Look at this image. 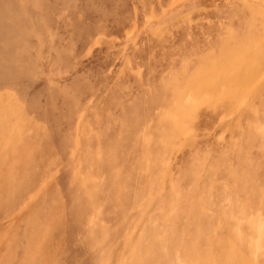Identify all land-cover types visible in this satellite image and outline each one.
<instances>
[{"label":"rangeland","instance_id":"374dc122","mask_svg":"<svg viewBox=\"0 0 264 264\" xmlns=\"http://www.w3.org/2000/svg\"><path fill=\"white\" fill-rule=\"evenodd\" d=\"M0 264H264V0H0Z\"/></svg>","mask_w":264,"mask_h":264}]
</instances>
